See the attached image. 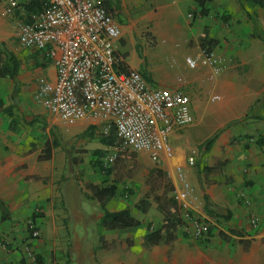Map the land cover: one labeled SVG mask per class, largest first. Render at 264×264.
I'll list each match as a JSON object with an SVG mask.
<instances>
[{
  "label": "crops",
  "instance_id": "obj_1",
  "mask_svg": "<svg viewBox=\"0 0 264 264\" xmlns=\"http://www.w3.org/2000/svg\"><path fill=\"white\" fill-rule=\"evenodd\" d=\"M214 1L206 5L208 15L201 16L195 0H103L120 27V42L131 41L138 48L139 40L149 37L154 47L161 45L163 54L182 51L189 73L171 85L159 78L158 87L186 89L196 121L171 136L173 155L162 160L178 202L189 207L192 217L214 220L208 240L189 238L182 226L175 242L146 247L147 235L161 230L164 220L155 205L146 213L136 207L151 192L148 179L119 183L112 173L80 177L74 167L79 155L71 156L64 140L88 131L101 133L99 127L79 121L59 125V132L50 130L57 124L55 119L61 120L44 108L41 115L47 130H27L35 118L15 113L17 93L27 82L22 69L17 84L0 80L14 85L12 104L0 102V264H32L24 248L30 239V220L40 231V237L31 242L37 264H264V42L255 37L258 29L264 32V10L254 9L249 15L238 0V15L223 22L217 36L212 23L220 24L210 15ZM2 5L0 42L12 51V26ZM220 5L227 7L225 2ZM207 32L224 62L220 73L201 64L191 69L187 64V58L199 55ZM233 37L235 41H228ZM137 51L132 58L128 55V62L117 50L129 71L142 70ZM36 52L48 61L37 75L55 81V67L44 52ZM216 134L208 150L205 144ZM101 146L116 154L126 150L119 138L112 146ZM137 153L139 158L150 157L145 151ZM191 156L196 158L194 167L187 162ZM91 184H116V197L106 209L116 213L127 208L140 225L123 230L102 227L103 210L88 189ZM184 192L185 202L180 198ZM252 215L260 218L256 230L250 224ZM181 216L185 223V215Z\"/></svg>",
  "mask_w": 264,
  "mask_h": 264
},
{
  "label": "built area",
  "instance_id": "obj_2",
  "mask_svg": "<svg viewBox=\"0 0 264 264\" xmlns=\"http://www.w3.org/2000/svg\"><path fill=\"white\" fill-rule=\"evenodd\" d=\"M34 1L38 7L29 12L19 0H0L3 14L18 20L16 36L21 46L44 52L55 67V81L38 80L45 109L63 122L91 121L105 135L115 130L123 149L145 151L155 163L164 156L171 158V136L196 121L190 93L183 88L152 87L140 71H121L116 49L121 30L103 0ZM187 64L191 69L208 66L215 73L224 68L220 55L202 48L197 57L187 58ZM109 153L107 166L117 160L115 152ZM188 165L196 166L194 156L188 158ZM180 198L185 202L188 197L184 192ZM179 207L186 218L184 234L208 240L214 220L192 217L188 206L179 203ZM250 224L258 229L260 218L252 215ZM28 228L30 239L24 248L31 263L37 264L31 242L40 231L33 220Z\"/></svg>",
  "mask_w": 264,
  "mask_h": 264
},
{
  "label": "rangeland",
  "instance_id": "obj_3",
  "mask_svg": "<svg viewBox=\"0 0 264 264\" xmlns=\"http://www.w3.org/2000/svg\"><path fill=\"white\" fill-rule=\"evenodd\" d=\"M220 2H225L227 4V7L224 9V6L220 5ZM238 5V0H224L223 2L222 0L214 1L210 5V15L213 22L218 20L220 25H218L217 22L212 23L214 24L212 30H217L219 26L222 27L223 22H227L238 15L239 12L236 11L238 10ZM5 17L11 22L12 26L11 29L13 32V39L11 52L15 53L23 61V71L21 75L26 76L27 79V82L21 84L19 92L17 93V104L19 106V110L15 111V113L18 115L22 114V116L23 114H26L30 117L33 116L35 118L31 122L27 130H47L49 126L46 123V119H44L41 115L45 107L43 106L39 96L40 92L38 80L43 75H37L41 69L45 68L43 67V65L47 60L43 58L42 54L36 52V50L24 49L21 46L20 41L15 35L17 34L18 30V20L13 17ZM218 30L217 36L219 35V33L221 34V30ZM258 32L259 35H263L264 33L259 29ZM146 34L150 35V33L148 32ZM217 40L219 41V39ZM228 41H235L234 37L233 39H228ZM161 48V45L154 47V43L149 37H146V40L144 38L143 41L140 39L138 42V48H136L131 41H127V44L119 41L116 45V49L118 51L121 50V53L126 55L128 62V55H130V57L132 58V53L134 52V50H138L137 52L139 55V59L143 63L140 73L143 74L144 77L146 75L145 78H147L146 80L148 84L152 85V87H158V85L160 84L159 78L166 85H171L173 82H178L179 79H184L185 76H187V73H189V71H187L188 69L185 65L181 50L176 49V51H174V53L171 55L169 53L163 54L162 52H160ZM153 78L157 80V83L153 81ZM32 85L35 86L34 91L31 89ZM13 93L14 85L11 81H0V98H3L0 99V102H3L6 106H10L13 102ZM52 118L54 119V117ZM55 122L57 124H52L53 127H51L50 130H57L59 125L65 126V124L72 123L63 121L59 122V120L56 119ZM57 132L59 131L57 130ZM105 136L107 137L109 135H104L100 132L92 134L88 131L79 135H75L71 139L69 138L67 140H64L66 142L65 144L67 145L68 153L71 156L74 154L79 155V157L77 158L79 163L76 162V164H74V167H76V172L79 173L80 177L104 174V172H106L107 170H110V172L114 174L116 180H118L119 183L131 180H149L156 170H162V172L168 177V171L166 170L167 166L164 164L163 160L159 163H155L149 156H147L146 158H139L137 152L127 149L119 150V152L117 153L116 162L112 165L107 166L105 163V158L110 154L109 151L111 150L110 148L101 146V140ZM99 150L103 152L102 155L96 154V152Z\"/></svg>",
  "mask_w": 264,
  "mask_h": 264
},
{
  "label": "trees",
  "instance_id": "obj_4",
  "mask_svg": "<svg viewBox=\"0 0 264 264\" xmlns=\"http://www.w3.org/2000/svg\"><path fill=\"white\" fill-rule=\"evenodd\" d=\"M200 9V15H208V9L206 5L211 3L212 0H195ZM241 6L248 11L262 9L264 10V0H239ZM22 6H25L27 11L32 12L38 7V2L34 0H19ZM197 14L195 13V16ZM251 15V14H249ZM207 31V30H206ZM258 39L264 42V35H255ZM213 39L209 37L207 32L202 38L201 48L208 49L209 51L214 50ZM23 69V61L13 52L7 49L5 44L0 42V80L9 79L14 83H18V78ZM121 71L123 73H128V67L122 62ZM113 132V131H112ZM219 134H216L212 139L206 142L205 147L209 148L213 145ZM102 144L107 146H112L118 142V137L114 131L110 136H105L102 140ZM56 146L59 143L55 144ZM47 153H51L49 149ZM96 154L102 155V151H97ZM111 172L107 170L104 174L109 175ZM151 185V192L146 196L145 199L141 200L137 204V209L143 213L155 205L163 214V226L159 231H151L145 241L146 247H154L158 245H168L175 242L178 238L177 233L179 229L184 225L179 202L177 199L176 192L170 181V179L161 171L156 170L153 175L148 180ZM88 189L93 195V199H96L100 203V207L103 210V219L101 226L107 230H123L127 228H134L140 225V222L136 220L129 209H124L122 211L111 213L106 209V206L110 200L116 197L118 187L116 184L97 186L89 185ZM207 207L210 208V200L206 196ZM0 201V207H2ZM5 218V217H4Z\"/></svg>",
  "mask_w": 264,
  "mask_h": 264
}]
</instances>
